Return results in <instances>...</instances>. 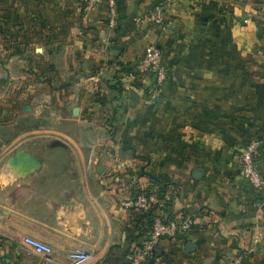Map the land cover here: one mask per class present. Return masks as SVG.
<instances>
[{"label":"crops","instance_id":"1","mask_svg":"<svg viewBox=\"0 0 264 264\" xmlns=\"http://www.w3.org/2000/svg\"><path fill=\"white\" fill-rule=\"evenodd\" d=\"M114 2L112 15L103 0H0V42L9 34L24 48L0 55L1 258L65 264L84 249V264H128L144 236L126 203L152 176L170 184L155 210L195 224L144 264H226L239 253L264 264V150L260 187L236 154L251 137L264 146V5ZM155 6L159 23L144 18ZM151 44L167 67L160 88L123 69Z\"/></svg>","mask_w":264,"mask_h":264},{"label":"built area","instance_id":"2","mask_svg":"<svg viewBox=\"0 0 264 264\" xmlns=\"http://www.w3.org/2000/svg\"><path fill=\"white\" fill-rule=\"evenodd\" d=\"M100 1L101 0H83V3L87 9H90ZM103 1L108 4L110 13L113 15L115 9L114 0ZM144 18L149 21L161 22L163 19L161 7L155 6L153 11L148 13ZM127 70H129L125 71L127 78L133 81H138L145 76L151 75L154 79V88L162 87L168 77L167 67L164 64V53L156 44L147 46L140 61L134 65L127 66ZM261 150L262 144L257 138H250L237 150L241 175L253 187H260L263 183V175L259 168L258 160ZM154 190L155 188L153 191ZM155 201L156 194L140 191L136 194L135 199L133 201H128L126 205L137 213H144L149 212L153 208ZM194 224L195 220L190 216L166 220L161 213H155L150 230L146 233L147 236L135 242L131 247L128 256V264H144L146 259L150 256L152 248L163 238L184 243ZM24 241L35 252L45 255H50L52 253L51 246L38 239L25 237ZM89 258L90 253L87 250L74 249L69 253L68 261L65 264H84ZM243 262V256L241 254H235L227 260L226 264H243ZM0 264H17V262L4 261L0 256ZM41 264H47V261L44 260Z\"/></svg>","mask_w":264,"mask_h":264},{"label":"trees","instance_id":"3","mask_svg":"<svg viewBox=\"0 0 264 264\" xmlns=\"http://www.w3.org/2000/svg\"><path fill=\"white\" fill-rule=\"evenodd\" d=\"M123 69L124 71H129L127 70V66H123ZM252 138V137H251ZM253 138H256V137H253ZM250 138L246 139L242 144L246 143L247 140H249ZM241 144V145H242ZM240 145V146H241ZM239 146V147H240ZM237 147V150L238 148ZM264 150V146H262V150H261V153L260 155L262 154ZM236 154H237V151H236ZM259 155V156H260ZM258 160H259V157H258ZM259 168H260V165H259ZM261 169V168H260ZM262 172V171H261ZM149 178L152 180L151 183L147 186V188H144V189H141L140 191H144L146 193H154V194H159V192L163 193L165 189H167V187L170 185L169 183H164L162 181H159L157 180L155 177H152V176H149ZM155 188V190L153 191V189ZM155 206V205H154ZM153 206V208L149 211V212H144V213H137L136 212V215H135V218L138 219L137 221L139 222V225L137 226L138 227V230H139V236H144L143 238H145L147 236L146 233L149 232L150 230V227H151V224H152V220H153V217H154V214L155 213H158L155 209V207ZM156 211V212H155ZM160 213V212H159ZM162 214V213H161ZM163 215V214H162ZM164 219L168 220V219H173V216L170 217V216H167L165 217L163 215ZM141 223H143V225H146V227L148 228H142V225ZM144 234V235H143ZM142 238V239H143ZM141 239V240H142ZM186 240V239H185ZM185 242V241H184Z\"/></svg>","mask_w":264,"mask_h":264},{"label":"rangeland","instance_id":"4","mask_svg":"<svg viewBox=\"0 0 264 264\" xmlns=\"http://www.w3.org/2000/svg\"><path fill=\"white\" fill-rule=\"evenodd\" d=\"M230 2H232L233 4H235L236 6H240V7H244L245 6H249V7H252L253 9H259L260 7H262L264 5V0H230ZM259 7V8H258ZM12 37V39H11ZM14 36H10L9 37V34H8V37L7 39H10L11 42L9 41H6L7 45L5 46L4 45V42H0V55L4 53V51L6 53H8L9 51H12L13 54H16V55H19L21 53V55L24 53V48L19 45H21L19 42L15 41L13 39ZM18 40V38H16ZM11 46V47H10ZM65 82L64 81H61L60 82V85H63ZM58 85V84H57ZM242 144V143H241ZM240 144V145H241ZM239 145V146H240ZM238 146V147H239ZM241 254V253H239ZM242 255V254H241ZM244 258V257H243ZM244 264V262H243Z\"/></svg>","mask_w":264,"mask_h":264},{"label":"water","instance_id":"5","mask_svg":"<svg viewBox=\"0 0 264 264\" xmlns=\"http://www.w3.org/2000/svg\"><path fill=\"white\" fill-rule=\"evenodd\" d=\"M131 96H132L133 98H136V97H137L136 94H135L133 91L131 92ZM223 138H224V140H225L227 143H229L230 145H233V143H234V138H233L232 136L225 134V135L223 136ZM187 249H188V251L193 250V244H192V242H187ZM156 250H157V247L154 246V247L152 248L151 251H152V252H155Z\"/></svg>","mask_w":264,"mask_h":264}]
</instances>
